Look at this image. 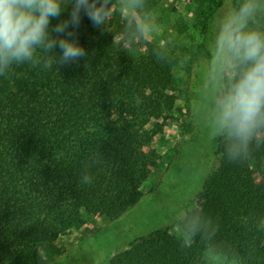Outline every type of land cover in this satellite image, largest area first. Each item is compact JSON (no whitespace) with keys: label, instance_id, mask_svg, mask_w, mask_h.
I'll list each match as a JSON object with an SVG mask.
<instances>
[{"label":"trees","instance_id":"1","mask_svg":"<svg viewBox=\"0 0 264 264\" xmlns=\"http://www.w3.org/2000/svg\"><path fill=\"white\" fill-rule=\"evenodd\" d=\"M130 1L144 21L164 0ZM191 1V27L205 37L223 9L234 15L248 2ZM255 2L264 14V0ZM70 12L71 5L50 26ZM254 18L252 31H259L264 18ZM75 32L86 57L59 69L13 66L0 76V264H45L40 250L54 238L90 218L125 214L158 163L155 136L176 121L177 96L188 95L175 74L180 64L190 70L183 44L143 41L144 49L132 53L124 42L136 37L137 23L117 10L107 31L82 13ZM237 72L233 61L231 81ZM257 129L264 132V124ZM215 154L198 205L179 223L183 237L159 228L107 264H264V139L227 124Z\"/></svg>","mask_w":264,"mask_h":264},{"label":"rangeland","instance_id":"2","mask_svg":"<svg viewBox=\"0 0 264 264\" xmlns=\"http://www.w3.org/2000/svg\"><path fill=\"white\" fill-rule=\"evenodd\" d=\"M132 9L130 0H118L114 9L145 28L143 33L138 30L136 37L125 38L124 48L138 53L144 49L143 41L183 44L189 51L190 70L180 64L175 74L180 89H188V95L177 96L176 121L167 123L154 138L152 146L159 159L142 186L139 201L115 220L96 216L70 234L54 238L40 250L45 264H107L137 238L159 228L166 227L170 234L183 237L179 223L186 211L198 205L203 181L219 159L216 140L228 124L222 118L219 101L223 84L231 81L233 61H226L217 51L216 40L220 28L233 15L223 9L205 37L191 27V0H164L144 21ZM258 10L248 20L246 30L252 31L250 23L256 22L255 15L264 18ZM184 23L189 28L178 34L176 28ZM259 32L264 33V20ZM246 136L261 142L264 132L255 128Z\"/></svg>","mask_w":264,"mask_h":264},{"label":"clouds","instance_id":"3","mask_svg":"<svg viewBox=\"0 0 264 264\" xmlns=\"http://www.w3.org/2000/svg\"><path fill=\"white\" fill-rule=\"evenodd\" d=\"M118 0H0V76L13 66L30 64L51 69L74 63L87 56L76 37L81 14L93 25L107 31ZM71 5L68 19L50 26ZM248 0L230 17L217 34V51L238 69L229 82L227 93L219 101L226 121L239 135L249 134L264 124V33L246 30L257 10ZM143 33L144 27L137 25ZM59 49L57 54L56 49ZM140 101L137 99V104ZM84 183H91L85 175Z\"/></svg>","mask_w":264,"mask_h":264},{"label":"crops","instance_id":"4","mask_svg":"<svg viewBox=\"0 0 264 264\" xmlns=\"http://www.w3.org/2000/svg\"><path fill=\"white\" fill-rule=\"evenodd\" d=\"M141 189H142V187H141Z\"/></svg>","mask_w":264,"mask_h":264}]
</instances>
